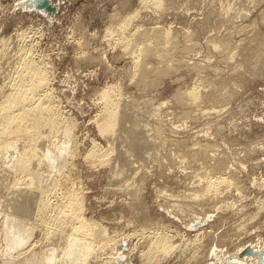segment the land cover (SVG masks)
<instances>
[{
	"label": "rangeland",
	"instance_id": "374dc122",
	"mask_svg": "<svg viewBox=\"0 0 264 264\" xmlns=\"http://www.w3.org/2000/svg\"><path fill=\"white\" fill-rule=\"evenodd\" d=\"M52 1L57 10L48 15L0 0V96L25 46L44 67L43 91L75 139L80 221L70 220L64 191L55 190L51 199L59 204L51 214H65L64 229L47 235L35 216H12L14 241L0 264H17V251L31 244L24 257L39 258L60 240L72 242L71 235L98 246L84 245L90 250L82 254L73 242L57 264H106L113 249L125 264H221L225 256L240 258L242 243L264 245V0H162L160 7L141 0ZM146 40L168 53L166 74L134 62ZM101 89L112 91L118 107L111 137L99 128ZM61 142L59 149L71 143ZM93 147L105 150L109 162L87 161ZM4 173L0 224L15 199ZM48 175L33 177L29 188L38 192ZM160 236L165 247L154 251Z\"/></svg>",
	"mask_w": 264,
	"mask_h": 264
},
{
	"label": "bare ground",
	"instance_id": "6f19581e",
	"mask_svg": "<svg viewBox=\"0 0 264 264\" xmlns=\"http://www.w3.org/2000/svg\"><path fill=\"white\" fill-rule=\"evenodd\" d=\"M20 1L21 0H19V3ZM141 1L143 3L152 4L156 7L162 5V0ZM52 2L55 3L54 1ZM21 7L31 8V6L27 5H21ZM48 15L53 14L50 13ZM129 18L130 15H127L121 24H127ZM3 40L5 39H2L1 41ZM165 40L166 39H162L161 43ZM212 46L217 48L216 45ZM24 48L26 47L24 46ZM24 48L22 50L20 49V55L22 54L21 57L23 58H19L21 59V62H19L20 67L15 70V76L12 75V78H7L10 79L7 81L8 84L6 83L9 85V89L7 91L3 88V96H0V176L3 179L5 177L4 172H7L10 176L5 182H7L6 186H12L9 195L12 198H15L12 199L13 212H2L3 221L0 224V262L2 259L1 257L5 254L6 250L11 248L10 245L14 241L13 234L15 229V218L12 216H18L20 214L35 216L34 221L38 225L44 227L47 235L54 234L64 229L63 223L65 222L63 219L65 214L58 216L51 214V211L54 210L53 204H59L57 201L53 202L51 199L52 195H56L55 190L63 189V196L67 202L66 205L70 210L68 214L70 215L71 221H80V211L75 209V207L76 205H80V200L83 195L80 191L82 187L79 189L77 184V176L74 177L75 169L71 160L73 155H76V153H74L76 145L74 144L75 139L73 141L71 134H69L70 129L67 127L68 123L66 124L65 119L63 117L60 118L57 115L56 107L51 102V100H53L51 98L52 96H49L43 91L46 83L44 67H42L41 64L39 65L37 62H34L35 60L33 61V58L31 60L28 50ZM216 48L215 51L218 49ZM141 50L143 55L137 57L136 54H133V57H135V59H133L134 62L138 61L145 71L155 76L164 75L169 71L168 53L163 46L158 48L153 47L146 40V42L141 44ZM147 59H153L152 64L149 65V63H146ZM182 61L183 60H176V63L182 65ZM185 64L186 63L183 65ZM15 66L19 65L16 64ZM0 91L2 92V90ZM115 94L118 96L116 92ZM99 95L100 98L103 99V101L101 100L103 109L98 115L99 128L104 134L111 137L115 134L119 121L118 107H116V102L113 100V93L110 89H101ZM71 133L73 134V132ZM62 138L69 140L71 143L68 146H63V149H59L60 145L58 146V143L61 142ZM63 144L65 145L64 142L61 145ZM70 146H73L74 148H69ZM255 147L253 146V149ZM85 155L87 161L91 163H108L110 160L108 153L101 147L90 148ZM214 159L215 158H213V160ZM216 160L215 168L220 169L219 175L221 177L226 176L227 174L223 172L225 169L221 170L224 168L222 156H218ZM227 166L229 165H226V171H228ZM44 170H47L49 175L47 178H42V187L38 192L35 191L37 193L36 196L35 192L29 188L28 184L32 182L33 177L38 176L39 174L42 175V171ZM230 172L232 173L233 170ZM196 217L198 218L199 216L194 214L193 219ZM71 227L72 230H76L81 229L82 225H73ZM69 240L72 242L64 244L62 240H60L58 245H56V248H53L55 246H48L42 249L39 258L34 255V253L29 254L28 257H24L27 256L26 252L33 247L34 244H31L24 251L19 249L13 259L18 260L17 264H57L59 258H61V256L65 257L71 250L73 242L75 243V247L79 248L83 246L84 249L82 250V254H87L90 250L88 246L84 245L89 244L92 246L93 251L96 250V247L98 246V244L90 243L85 239H78L74 235L69 236L67 241ZM164 240L165 237L163 236L156 238L151 244L153 250L156 251L161 247L164 248L166 244V241ZM5 243L6 247L3 252L2 245H5ZM249 247H251V250H260L264 248V245L260 241L257 243L249 241V244H246L245 242L239 245V248L236 249L237 251L235 253L240 252L245 254V252L250 250ZM113 251L112 255H110V253L107 255L109 258L106 259L105 263L118 264L119 258H122L121 264H125L127 259L123 257V254L121 252L119 253L116 249H113ZM149 253H152V251ZM253 256L254 258L251 255L238 258L235 255L229 258V260L235 261L238 264H260L256 258L257 255L254 254ZM261 257L262 260H264V249ZM250 258L253 259L250 260ZM247 260H249V262ZM148 261L153 260L149 258ZM160 261L161 259H157L156 264H159ZM5 264L15 263L6 259Z\"/></svg>",
	"mask_w": 264,
	"mask_h": 264
},
{
	"label": "water",
	"instance_id": "95a60500",
	"mask_svg": "<svg viewBox=\"0 0 264 264\" xmlns=\"http://www.w3.org/2000/svg\"><path fill=\"white\" fill-rule=\"evenodd\" d=\"M20 4L35 7V8L40 9V10H42L48 14H50V13L53 14L57 10V4L53 3L51 0H21ZM127 247L128 246L125 242L120 244V248L122 250H126ZM249 249H250L249 251L246 250L247 252H245L246 256L248 257L250 254H255V255H257L258 261L261 264H264V260H262V257H261L263 249L251 250V247H249ZM237 254L240 257H242L244 253L238 252ZM121 259L122 258H119L118 264H121ZM127 263H128V261H127ZM221 264H238V263L235 261L229 260V258L227 256H225V258H224L223 262H221Z\"/></svg>",
	"mask_w": 264,
	"mask_h": 264
}]
</instances>
